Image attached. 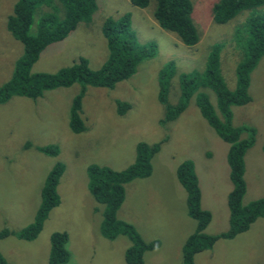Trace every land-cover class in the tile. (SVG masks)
<instances>
[{
    "label": "rangeland",
    "instance_id": "1",
    "mask_svg": "<svg viewBox=\"0 0 264 264\" xmlns=\"http://www.w3.org/2000/svg\"><path fill=\"white\" fill-rule=\"evenodd\" d=\"M16 1L0 0V84L10 79L23 54L22 43L6 28ZM191 1L193 20L200 33L194 46L183 44L156 23L152 15L155 0H150L145 8L130 0H97L90 22H80L65 39L42 51L32 65L33 72H55L80 57L87 59L91 69H98L108 56L102 24L107 17L117 18L126 12L131 13L137 39L154 43L153 56L143 60L129 78L112 88L87 86L81 112L85 128L81 132H73L68 125L79 83L44 91L38 99L13 96L0 103V230H18L32 223L48 172L56 163L64 164L56 187L60 202L49 212L38 236L31 240L13 235L0 239V252L7 264H49L50 236L62 231L68 236L64 248L69 257L62 264H126L124 253L130 241L125 235L107 239L101 234L104 206L88 188L87 167L98 164L115 170L126 168L135 158L139 141L164 140L152 158L151 174L125 185V198L117 217L133 224L146 241L159 240L155 249L144 253V263H180L184 240L195 228L196 222L187 214L186 192L176 176V168L183 160L194 162L201 204L212 214L205 232L227 231V194L233 187L226 160L229 144L200 115L194 97L182 114L165 122V107L158 101V74L166 64H174L168 100L175 103L180 74L201 72L208 52L214 44L221 43L222 78L234 88L235 67L243 58L236 47V30H243L239 22L249 13H264V5L246 10L226 24H216L211 14L216 0ZM54 4L60 7L58 0ZM51 10L45 5L37 8L32 32L39 16ZM244 38L238 40L243 44ZM250 78L251 101L232 107L234 125L256 128L254 144L245 154L251 156L244 169L243 204L264 196V167L255 158L260 151L264 156V56ZM202 90L216 105L211 89ZM118 102L129 104L121 116L116 108ZM49 145L57 147L56 155L37 149ZM193 264H264V217L257 218L247 231L232 239L218 238L211 249L194 255Z\"/></svg>",
    "mask_w": 264,
    "mask_h": 264
},
{
    "label": "trees",
    "instance_id": "2",
    "mask_svg": "<svg viewBox=\"0 0 264 264\" xmlns=\"http://www.w3.org/2000/svg\"><path fill=\"white\" fill-rule=\"evenodd\" d=\"M17 0L12 13L7 17L6 28L14 39L23 45V54L15 63L12 76L0 84V103H5L13 96L38 99L44 91L58 87L80 84V89L73 97L69 111L68 125L73 132L85 128L81 116L82 100L87 86L112 88L117 82L133 75L138 65L149 59L154 53V43H141L131 24V13L126 12L117 18L107 17L102 24V33L106 39L108 56L98 69H91L88 61L80 57L70 66L55 72H33L32 65L42 51L49 45L65 39L80 22H90L97 9V0ZM132 4L145 8L150 0H130ZM40 5L52 7L37 20V28L31 31L35 22L36 10ZM264 5V0H216L212 3L211 14L214 23L226 24L246 10ZM191 0H155L152 15L156 23L172 33L187 46H194L200 37L193 20ZM243 30H236L237 48L243 53L235 67L236 85L230 88L222 78L219 61L221 43L213 45L207 54L203 70L183 72L179 76V96L175 103L168 100L174 64L168 63L158 74V101L165 107V122L175 120L187 108L194 97L195 107L215 133L229 144L227 163L232 189L227 195L229 210L228 229L222 233L205 232L212 214L201 204V189L194 162L183 160L176 168L178 181L186 192L187 214L195 223V228L186 237L182 245V261L177 264H193L196 253L211 249L218 238L232 239L247 231L259 217H264V196L243 204L246 192L244 179V156L252 147L256 137V128L249 124H233L232 107L251 101L249 93L250 73L264 56V13H249L243 22ZM241 34V35H239ZM245 37L242 44L238 38ZM209 88L215 94L216 105L210 101ZM118 114L123 115L129 104L118 102ZM244 134V136H243ZM164 140L154 143L139 141L135 145V158L126 168L115 170L108 166L90 164L87 167L88 188L93 198L104 206L102 212L101 234L107 239L119 235L128 237L130 244L125 249L126 264H145L144 253L158 246V239L146 241L135 226L117 217V211L125 198V185L135 178H145L151 174L152 158L160 150ZM37 149L47 155H56L55 146H40ZM264 152V140L262 143ZM64 164L56 163L48 172L41 187V199L34 220L18 230L1 229L0 239L8 235L19 239L31 240L38 236L49 212L60 200L56 187L63 173ZM68 236L65 231L54 232L50 236L49 264H62L68 261L64 248ZM0 264H7L0 252Z\"/></svg>",
    "mask_w": 264,
    "mask_h": 264
},
{
    "label": "crops",
    "instance_id": "3",
    "mask_svg": "<svg viewBox=\"0 0 264 264\" xmlns=\"http://www.w3.org/2000/svg\"><path fill=\"white\" fill-rule=\"evenodd\" d=\"M249 156H251V155H246V156H244V162H245V165H246V162H247V159L249 158ZM255 156V155H254ZM255 158L257 159V162H258V165L259 166H262V167H264V156H263V153H262V151H260V154L259 155H257V156H255ZM244 165V166H245ZM245 169V168H244ZM232 189V188H231ZM230 191V190H229ZM229 193V192H228ZM55 208V207H54ZM53 208V209H54ZM53 209L51 210V212L53 211Z\"/></svg>",
    "mask_w": 264,
    "mask_h": 264
},
{
    "label": "clouds",
    "instance_id": "4",
    "mask_svg": "<svg viewBox=\"0 0 264 264\" xmlns=\"http://www.w3.org/2000/svg\"><path fill=\"white\" fill-rule=\"evenodd\" d=\"M231 191V190H230ZM228 195V194H227Z\"/></svg>",
    "mask_w": 264,
    "mask_h": 264
}]
</instances>
